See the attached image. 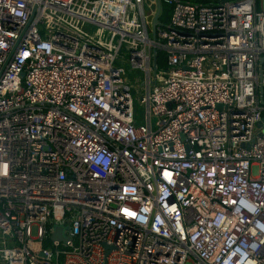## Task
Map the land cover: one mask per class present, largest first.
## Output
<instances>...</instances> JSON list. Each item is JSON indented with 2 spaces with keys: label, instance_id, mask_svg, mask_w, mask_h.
<instances>
[{
  "label": "built area",
  "instance_id": "1",
  "mask_svg": "<svg viewBox=\"0 0 264 264\" xmlns=\"http://www.w3.org/2000/svg\"><path fill=\"white\" fill-rule=\"evenodd\" d=\"M161 1L0 0V264H264V0Z\"/></svg>",
  "mask_w": 264,
  "mask_h": 264
},
{
  "label": "rangeland",
  "instance_id": "2",
  "mask_svg": "<svg viewBox=\"0 0 264 264\" xmlns=\"http://www.w3.org/2000/svg\"><path fill=\"white\" fill-rule=\"evenodd\" d=\"M124 66L126 67V69L128 71L127 79L133 88L135 109H136V112L138 114V120H139V123H143V121H144V118H143L144 109H143L142 105L140 104V101H141V89L143 87L145 74L143 72H140V71H134L127 64L126 65L124 64ZM154 124H155V120H154ZM252 175L253 176L258 175V168L257 167H254L252 169ZM33 236L34 237L36 236V228L33 229Z\"/></svg>",
  "mask_w": 264,
  "mask_h": 264
},
{
  "label": "water",
  "instance_id": "3",
  "mask_svg": "<svg viewBox=\"0 0 264 264\" xmlns=\"http://www.w3.org/2000/svg\"><path fill=\"white\" fill-rule=\"evenodd\" d=\"M157 5H158V11H157V15L154 19V27L156 26H160L161 23L159 21V16H160V13L162 11V7H163V4H162V1L161 0H157ZM154 38H155V35H154ZM16 48L17 46L13 49L11 55H10V58L13 56V54L15 53L16 51ZM154 63L156 64V58L154 60ZM260 79L262 80L263 79V75H264V70H263V66H264V56L260 58ZM260 94L263 95L264 94V88L263 86L260 87ZM264 103V101H263ZM66 227L64 226H55V229H54V232L51 236V240L52 241H61V242H67V240H69L70 238L66 237L64 231H65ZM105 247L107 248V253H109L113 248L106 245L105 244Z\"/></svg>",
  "mask_w": 264,
  "mask_h": 264
},
{
  "label": "trees",
  "instance_id": "4",
  "mask_svg": "<svg viewBox=\"0 0 264 264\" xmlns=\"http://www.w3.org/2000/svg\"><path fill=\"white\" fill-rule=\"evenodd\" d=\"M170 15H171V9L168 6L163 5L162 15H161L162 23L167 24L169 22ZM163 56L164 55L162 53H159V55H158V65L160 68L165 67V62L163 61Z\"/></svg>",
  "mask_w": 264,
  "mask_h": 264
}]
</instances>
